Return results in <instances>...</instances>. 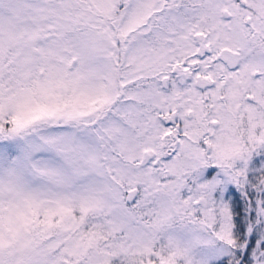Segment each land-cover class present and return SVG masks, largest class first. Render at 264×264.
I'll use <instances>...</instances> for the list:
<instances>
[{
	"label": "snow or ice",
	"instance_id": "1",
	"mask_svg": "<svg viewBox=\"0 0 264 264\" xmlns=\"http://www.w3.org/2000/svg\"><path fill=\"white\" fill-rule=\"evenodd\" d=\"M0 264H264V0H0Z\"/></svg>",
	"mask_w": 264,
	"mask_h": 264
}]
</instances>
